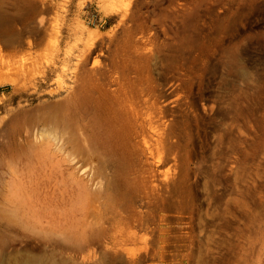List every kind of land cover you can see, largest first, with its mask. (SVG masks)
Listing matches in <instances>:
<instances>
[{
    "label": "rangeland",
    "instance_id": "1",
    "mask_svg": "<svg viewBox=\"0 0 264 264\" xmlns=\"http://www.w3.org/2000/svg\"><path fill=\"white\" fill-rule=\"evenodd\" d=\"M0 264H264V0H0Z\"/></svg>",
    "mask_w": 264,
    "mask_h": 264
}]
</instances>
